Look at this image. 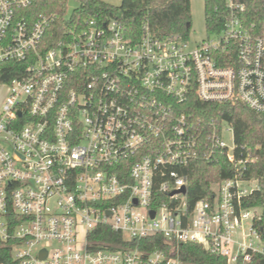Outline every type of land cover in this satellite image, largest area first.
Masks as SVG:
<instances>
[{"label": "built area", "instance_id": "2783aa9c", "mask_svg": "<svg viewBox=\"0 0 264 264\" xmlns=\"http://www.w3.org/2000/svg\"><path fill=\"white\" fill-rule=\"evenodd\" d=\"M33 2L0 0V63L27 64L5 83L0 110V239L14 264H191L183 243L226 264L264 254L256 207L243 205L250 180L223 179L189 204L172 169L211 148L235 161L226 122L205 133L176 108L190 94L264 112V27L244 26V4L225 0L221 28L193 46L147 24L133 39L116 19L91 18L44 49L56 16L28 21L19 11ZM106 229L119 240L92 237ZM157 235L162 245H139Z\"/></svg>", "mask_w": 264, "mask_h": 264}, {"label": "trees", "instance_id": "16d2710c", "mask_svg": "<svg viewBox=\"0 0 264 264\" xmlns=\"http://www.w3.org/2000/svg\"><path fill=\"white\" fill-rule=\"evenodd\" d=\"M68 0H35L26 8L20 9L28 21L40 15L56 16L43 35V45L47 48L63 38L67 30L80 29L87 19L107 20L114 18L123 23L127 34L137 39L145 24L151 33L158 37L180 34L186 38L190 22L189 0H121L118 5L104 0H76V7L68 18H64ZM244 4L241 19L244 26L261 33L264 27V0H236ZM206 31L221 28L224 16L228 13L225 0H204ZM26 62L5 61L0 63V83H9L12 79L25 74ZM177 109L184 110L195 123V129L209 131L211 122H226L233 132L234 160L230 161L225 148L212 149L208 159L193 158L184 166L172 167L183 176L187 186V201L206 197L212 184L223 179L237 176L242 180H255L256 185L243 199L244 206L259 208L251 225L264 240V112L250 109L239 101L216 103L202 101L192 93ZM161 179V178H160ZM163 179V178H162ZM107 241L119 240L120 234L106 229L104 235H93ZM90 238V233H89ZM149 240V241H148ZM162 237L157 235L141 241L143 248L152 249L162 245ZM179 257L191 264H226L224 258L210 255L196 244L183 243L178 248ZM0 263L14 264L12 251L8 244L0 239ZM243 264H264V254L253 252L251 259Z\"/></svg>", "mask_w": 264, "mask_h": 264}, {"label": "rangeland", "instance_id": "374dc122", "mask_svg": "<svg viewBox=\"0 0 264 264\" xmlns=\"http://www.w3.org/2000/svg\"><path fill=\"white\" fill-rule=\"evenodd\" d=\"M108 3L118 5L121 0H104ZM190 4V27L188 30V34L186 36L187 42L190 46H193L200 42L203 39L207 38L206 31V23H205V10H204V0H189ZM79 6V2L76 0H68L66 5V13L65 18H68L72 11ZM8 88L6 84L0 83V110L2 105L5 102L6 97L8 96ZM227 124H222V139L225 141L227 146H233V135L230 130H227ZM241 185L248 186L252 185L253 187L256 185L255 180H250L247 184L246 182H241ZM259 210H257L258 212ZM250 224V220L245 222V225L248 226Z\"/></svg>", "mask_w": 264, "mask_h": 264}, {"label": "water", "instance_id": "95a60500", "mask_svg": "<svg viewBox=\"0 0 264 264\" xmlns=\"http://www.w3.org/2000/svg\"><path fill=\"white\" fill-rule=\"evenodd\" d=\"M189 25H190V23L188 22V23H187V27H189ZM181 191H182V192H185V187H184V186L181 188ZM153 215H154V212L151 211V216H153Z\"/></svg>", "mask_w": 264, "mask_h": 264}, {"label": "crops", "instance_id": "0c3cea01", "mask_svg": "<svg viewBox=\"0 0 264 264\" xmlns=\"http://www.w3.org/2000/svg\"><path fill=\"white\" fill-rule=\"evenodd\" d=\"M259 210V208H256V211Z\"/></svg>", "mask_w": 264, "mask_h": 264}]
</instances>
